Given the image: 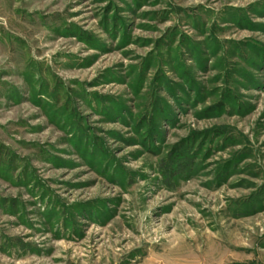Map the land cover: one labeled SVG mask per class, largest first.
I'll use <instances>...</instances> for the list:
<instances>
[{
    "label": "rangeland",
    "instance_id": "374dc122",
    "mask_svg": "<svg viewBox=\"0 0 264 264\" xmlns=\"http://www.w3.org/2000/svg\"><path fill=\"white\" fill-rule=\"evenodd\" d=\"M0 264H264V0H0Z\"/></svg>",
    "mask_w": 264,
    "mask_h": 264
}]
</instances>
